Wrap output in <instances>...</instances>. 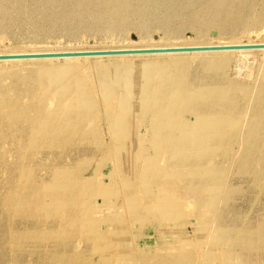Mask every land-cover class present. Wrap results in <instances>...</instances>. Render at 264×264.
I'll list each match as a JSON object with an SVG mask.
<instances>
[{"label": "rangeland", "instance_id": "obj_1", "mask_svg": "<svg viewBox=\"0 0 264 264\" xmlns=\"http://www.w3.org/2000/svg\"><path fill=\"white\" fill-rule=\"evenodd\" d=\"M4 1L0 51L264 40V0H144L141 8L131 0L121 20L104 15L105 4L91 2L100 20L73 12L56 22L52 10L33 0ZM231 5L232 17L245 13L248 19L231 24ZM263 52H233L224 74L206 69L202 59H165L159 76L180 72L187 84L175 94L161 92L173 105L197 87L237 84L230 89L235 106L213 105L205 112L212 101L191 96L190 105L200 112L168 132L156 123L151 105L146 111L138 102L140 94L149 97L161 88L158 74L147 71L153 62L137 63L136 70L118 63L117 80L108 59L79 72L82 60L76 66L54 61L9 67L16 73L0 80L1 92L21 99L24 120L19 115L0 124V264H264V127L253 128L251 117ZM75 75H82L94 96L107 88L118 96L103 97L97 110L85 107L81 96L71 102L75 94L68 87ZM43 76L65 79L52 89L69 92L66 104L55 98L52 104L39 102ZM137 80L140 90L151 93L137 94L128 85ZM40 105L56 129L33 133L29 126L38 120ZM63 105L76 116L51 118ZM107 107L120 115L125 131L109 126ZM200 114L208 115V125Z\"/></svg>", "mask_w": 264, "mask_h": 264}, {"label": "bare ground", "instance_id": "obj_2", "mask_svg": "<svg viewBox=\"0 0 264 264\" xmlns=\"http://www.w3.org/2000/svg\"><path fill=\"white\" fill-rule=\"evenodd\" d=\"M130 1L131 0H33L34 4L38 5V7H40L42 10H45V11L48 9L52 10V13H53L52 19H54V22L58 21L59 19H63V18H71L73 12H78V14H86L88 16H91V17H94V18L100 20L101 16H102L101 12L100 13L92 12L89 9L91 6V2H96L99 4H105L106 6H102V13L104 12L103 14L105 15V14H108L107 12H109L111 17L118 19V20H121V19H123L122 17L124 16L125 12L129 9V7L132 4L131 3L132 1L131 2ZM136 1L138 2L137 5H140V8H141V5L143 4L144 0H136ZM226 1L229 2L228 0H226ZM249 1L251 2V0H249ZM106 2H108V3H106ZM0 3H2L4 5L6 4L4 0H0ZM17 3H18V0H17ZM134 5H135V3H134ZM142 7H143V5H142ZM234 8H235V5H231V6H228L226 8V10H228V12L226 13L227 14L226 16L231 17L230 19H228V21L231 24L239 23L242 20L248 19L245 16V13L243 16L241 15V16L232 17V14L234 13V10H235ZM5 10H6V12L10 11V10L7 11L6 8H5ZM138 10H139V7H138ZM222 10H224V9H222ZM131 11H132V9H131ZM144 12H146V11H144ZM39 14H41V13H39ZM28 15H29V13H28ZM3 16L4 15H2V17ZM13 19H15V18H13ZM35 19H37V18H35ZM39 19L40 18H38V20ZM124 19H126V18H124ZM165 20H166V18H165ZM30 21H32V20H30ZM2 22H4V21H2ZM261 43H264V40L257 41V42L224 41V42H216V43H198V44L193 43V44H180V45H177V44H172V45L171 44H157V45H151V46H138V47L137 46H118V47L112 46V47H81V48H76V47L75 48H41V49H29V50H27V49L9 50L8 49V50H1L0 54L58 52V51H81V50H98V49H132V48H168V47H189V46H217V45H229V44L231 45V44H261ZM255 50H258V49H255ZM260 50H264V49H260ZM232 51L237 56H242L243 52L245 50H239V51H237V50L193 51V52H169V53L137 54V55H116V56H91V57H62V58L0 60V64H8L7 67L0 68V80L5 78L8 75H10V76L14 75V72H15L14 70L13 71H7L9 69V67L15 66L17 64H21L24 62H41V63H43V62H54L55 61V62H60L58 64H63V65L74 64L76 66L77 63H80V61L82 60V61H84V62H82V65L76 66V67H78L77 72H79L80 69H83L82 68L83 65H87V64L92 65L94 62H98V61L103 60V59H108L111 61L110 65L108 66V70H109L112 78L117 80L121 76L119 64H121L122 62H126L129 64L128 70H133V69L136 70L137 67L135 64L143 62V61H150V62H153V65H152V68L147 69V71H149L153 75H155L154 74L155 72L158 74V76H156V78H157L156 80H158V82L161 84V88L159 90H156L155 92L151 93L150 89L140 90L138 85H137L138 80L135 83H133V82L128 83V85L131 88L133 87L136 90V91L134 90L136 93H137V91L138 92H140V91L145 92L146 94L149 92L151 93L149 97H146V96L141 95V94L139 95V97L137 96L138 102H139V104H141L140 105L141 107L138 105V108L140 107V109L147 111V109L150 105H151V107H153L152 104L158 105V107L157 106L154 108L150 107V110H152L153 115L155 116L156 123H158L160 125L162 130L168 132L170 129L175 130L178 127H180L181 124L179 122L181 121L182 118L187 119V118H190L192 116H195V118H196V116H197L196 113H198L197 111L200 112V110H198V108L197 109L193 108L192 107L193 105H190L189 102H190L191 96L202 99L204 101L205 100L212 101V104L210 103V105H208L209 107H206L205 112H209L213 105H216L218 107V109H225L226 107H229V106L230 107L235 106L237 104V102L233 99V97L230 93V89H231V87H235L237 84L234 82H233V84L232 83H228V84L225 83V84H223L224 87L222 89H219L215 85H205L202 87H197V89L194 92H191V96L189 94L182 95V98L177 101V104L173 105L170 102V99H166L164 96L161 95V92L167 90L169 94H175V93H178V89H180L178 86H182V85L186 86L187 84L185 83L186 81L184 80V77H183V75H181L180 72L171 76V77H168V78H166V76H159V72H161L164 69L165 65L163 62L166 61L165 59L170 58L171 60H173V62L184 61L185 63H189L191 61V59H202L206 69L212 70V71H218V72L224 74L225 65L227 63H229L232 59V56H233ZM263 54H264V52H263ZM207 57H209L210 59L205 60ZM207 61H210V64ZM94 64H97V63H94ZM99 69L101 71L105 70L104 67L99 68ZM101 73H104V72H101ZM101 73H100V75H101ZM130 74H128V75H130ZM134 74H132V78H133ZM256 75H257V73H256ZM16 76H17V74H16ZM134 76L136 77V75H134ZM137 78H139L138 75H137ZM126 79H128V78H126ZM71 81H74V82H71ZM71 81H70L71 85L68 87V91L73 90V92L75 94V97L72 99L71 102H77L79 99V96H81L84 99L83 104L85 107H91V108H94L95 110H97L99 108V105H100V103L98 104V101L100 102L101 100H103V97L108 100L109 98L114 99L116 96H118V94L113 89H109V88H107L108 92L104 93L103 96H101V97H100V95H98V96L92 95L91 92L88 91L87 87L84 86V80H83L82 75H75L74 77H71ZM106 81H107V79L105 77H103L102 82L106 83ZM64 82H65V79H62L58 82H55L51 78H48V76L47 77L46 76L41 77L39 84L45 93L43 95V99H41L42 101H39V102H43L46 104H52V103H54L53 102L54 98L57 99V101L59 103L60 102L62 103L65 100H67V97H68L67 95L69 94V92L67 90H64L63 88H61L62 91L59 90V92L56 94V91H54L56 88L52 89L55 86H57L61 83H64ZM12 85H14V84L12 83ZM72 86H73V88H72ZM17 87H18V85H17ZM126 87H127V85H126ZM8 88H9V86H8ZM10 89H12V87ZM18 89H19V87H18ZM248 89H249V87L247 85L243 86V90H246L247 93H248ZM1 90H2V85L0 84V106H1L0 111H1L2 107L6 108L7 111H5V113H2L3 111L0 112V124L4 119H6L9 123H11L13 121L15 122L14 119H16V117H18L21 114V112H20V108L22 106V103L20 102L21 99H19L18 96H16V97L13 96L14 98H12L11 96L9 97L8 95H6L7 93L4 94L1 92ZM15 92H17V91H15ZM14 94H12V95H14ZM26 94H27V92H26ZM54 94L56 95V97ZM137 94H135V95H137ZM254 96H255V102L254 103L256 105H258V107H257V111L251 115L252 119L254 120L252 127L260 129V128L264 127V122H263L264 118L263 117L261 118V116L264 115V65L262 67L261 82H260V85L258 86L257 92L255 93ZM191 99L193 100V98H191ZM194 100H196V99H194ZM64 104H66V103L64 102ZM23 105H25V104L23 103ZM22 108H24V106H22ZM44 109H45V107H42V106L35 108V110L37 112L36 119H38V120L33 121L31 126H29V127H31L30 129L32 130L33 133H36L38 131L47 130L49 128L50 129H56L51 125V119L50 118H46V115H45V117H42L43 113H44ZM106 109H104V111L106 114V119H108V122L110 124L109 126L112 128L113 124L115 123V125L118 126V131H125V128H124L125 123H124V121H121L120 115L118 116L117 114H114L112 112L113 108L111 109V107H107ZM23 110H26V109H23ZM23 110H22V112H23ZM69 110H70V107L67 105H63V107L60 106V108L53 109V113H51L52 111L50 112L52 114L51 118L57 117V118H63L64 119V118L76 116V115H72L73 113H76V112L69 113L68 112ZM28 112L26 110V113H28ZM109 112H111V114H112V116L110 118H108ZM199 116L203 119L204 122H207V125L209 124L210 118L208 117V115L200 114ZM20 117H21V115H20ZM21 119H23V118L21 117ZM16 123L20 124L21 122L20 123L16 122ZM17 124H16V126H17ZM3 125H1V126H3ZM12 125H14V124H12ZM8 129H9V127H8ZM115 129L117 130L116 127H115ZM28 132H29V129H28ZM21 133H22V131H21Z\"/></svg>", "mask_w": 264, "mask_h": 264}, {"label": "water", "instance_id": "obj_3", "mask_svg": "<svg viewBox=\"0 0 264 264\" xmlns=\"http://www.w3.org/2000/svg\"><path fill=\"white\" fill-rule=\"evenodd\" d=\"M255 49H264V43L231 44V45L229 44V45H217V46L168 47V48L98 49V50H81V51L14 53V54H0V60L116 56V55H137V54H154V53H169V52L255 50Z\"/></svg>", "mask_w": 264, "mask_h": 264}]
</instances>
